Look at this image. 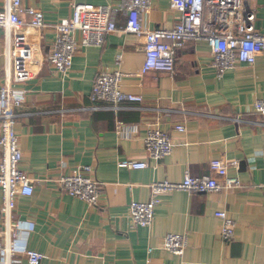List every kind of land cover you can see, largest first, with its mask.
<instances>
[{
	"label": "crops",
	"instance_id": "obj_1",
	"mask_svg": "<svg viewBox=\"0 0 264 264\" xmlns=\"http://www.w3.org/2000/svg\"><path fill=\"white\" fill-rule=\"evenodd\" d=\"M119 1L81 0L89 6H116ZM72 3L23 0L44 13L48 26L69 18ZM248 4L256 13V30L264 34V0ZM3 5L0 0V10ZM177 21L173 0H151L142 14L149 30L171 29ZM125 24L118 14V31L107 34L101 47L78 48L66 74L48 61L51 28L16 29L9 46L0 28V87L23 94L15 130L20 168L34 188L31 196H16L11 212L14 227L8 237L18 246L15 259L27 264L25 246L43 254L40 264H264V127L258 125L262 118L248 111L255 100L264 99V50L253 65L237 64L218 76L208 47L187 42L177 53L174 74H141L145 40L120 31ZM12 53L25 58L30 79L15 82ZM117 54H122L121 88L143 101L124 103L115 111L90 97L96 74L114 70ZM237 116L245 122L231 120ZM178 125L184 131L176 130ZM152 128L166 130L172 141V152L158 160L149 158L143 146ZM215 159L230 164L229 173L240 179L242 188L162 192L151 225H131L129 206L149 199L151 182H181L186 173L218 177L209 165ZM126 161H146L147 167L119 166ZM80 165L92 166L100 183L97 205L69 197L55 183ZM3 209L0 191L1 236ZM218 210L236 224L230 244L221 240L214 216ZM167 233L188 236L182 256L161 248Z\"/></svg>",
	"mask_w": 264,
	"mask_h": 264
},
{
	"label": "built area",
	"instance_id": "obj_2",
	"mask_svg": "<svg viewBox=\"0 0 264 264\" xmlns=\"http://www.w3.org/2000/svg\"><path fill=\"white\" fill-rule=\"evenodd\" d=\"M150 4L151 0H120L116 6H89L81 0H73L71 16L48 26L41 10L25 6L23 0H4L0 10V28L5 32L7 46L10 44L12 31L16 29L51 28L54 38L48 61L60 74L70 71L78 48L101 47L107 34L118 31V14H122L126 19V24L120 31L144 37L145 58L141 74L150 71L174 74L177 53L187 42H203L208 47L218 76L237 64L253 65L256 56L264 50V34L254 26L256 13L250 8L248 0H173L174 9L178 13L177 23L171 29L152 30L144 28L142 24V14L150 8ZM25 50L24 47L23 51ZM11 57L15 82L30 79L32 72L25 58H15L14 53ZM7 59L10 61L8 49ZM121 62L122 54H117L114 70L104 69L96 74L91 87L90 98L93 103L100 102L115 111L124 103H142L143 96L121 88L124 76L120 70ZM6 75L9 76L8 72ZM22 100L23 94L15 88L0 87V191L5 214L2 236L0 231V264H19L15 259L18 246L8 237L10 227H14L10 222L11 212L16 196H31L34 190L31 178L20 168L22 152L15 125L19 116L16 111L20 108ZM248 111L262 118L258 125L264 127V99L255 100ZM231 120L236 123L245 122L242 116ZM121 126L122 123H119L118 127ZM175 128L184 131L183 126L178 125ZM143 146L146 154L153 160L168 156L172 152L171 138L163 129H149L143 139ZM209 165L218 177H197L186 173L181 182H151L149 199L143 202L133 201L129 206L131 225L142 228L151 225L158 204V194L162 192L183 190L188 193H203L243 187L240 179L229 173L230 164L215 159ZM119 166L142 170L147 167V163L126 161L120 162ZM55 183L69 197L92 206L98 204L101 186L94 176L92 166L80 165L75 173L62 175ZM214 216L220 221L221 240L230 244L235 239L234 220L226 211L218 210L214 212ZM187 245L186 234L167 233L161 241L163 250L177 256L184 254ZM21 249L27 264H40L44 258L43 254L28 250L25 246Z\"/></svg>",
	"mask_w": 264,
	"mask_h": 264
}]
</instances>
